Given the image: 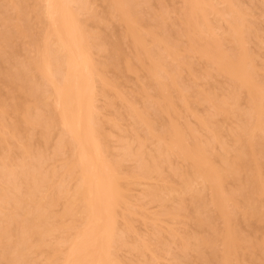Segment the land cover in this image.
<instances>
[{
	"label": "rangeland",
	"instance_id": "obj_1",
	"mask_svg": "<svg viewBox=\"0 0 264 264\" xmlns=\"http://www.w3.org/2000/svg\"><path fill=\"white\" fill-rule=\"evenodd\" d=\"M80 1L88 10L78 13V22L86 32L97 35L94 42L100 47V50L97 46L91 48L93 61L99 65L113 58L116 62L115 67L107 66L103 71L111 83L110 89L105 94H96L91 105L94 118L90 123L99 131L97 147L108 162L117 163L122 181V200L115 206L112 217L115 234L109 252L113 264H217L223 246L218 240L212 241L213 231L222 234L224 222L215 214L208 184L192 180L185 188L181 178L189 176L190 167L177 155L167 156L165 161L158 159L159 175L142 176L136 153L148 160L158 148L164 151L177 129L183 135L182 150L197 142L212 143L215 153L220 145L232 147V135L244 124L249 111L247 92L229 75L217 70L212 52L229 54L236 50L237 46L227 37L231 27L237 24L242 30L246 63L264 92V0H229L240 13V18L234 20L223 3L212 0L205 16L206 25L196 18H187L188 0H132L141 19L137 29L143 34V46L148 49L150 59L141 50L135 57L134 42L118 18L116 0ZM45 4V0H0V98L30 105L31 111L41 114L43 121L53 109L41 103L42 97L49 93L48 86L32 68L27 81L21 82L22 90L14 86L16 81L5 78V74L21 68L26 59L34 58L42 48L43 39L51 43ZM68 5L77 8L75 4ZM205 44L211 50L210 59L200 53V46ZM151 58L158 59L161 65L156 76L162 83L161 90L150 73ZM125 61L130 70L124 68ZM171 76L175 77L174 84L169 81ZM30 85L37 86L33 94L27 90ZM222 101L226 102L224 109L217 110L216 104ZM131 107L141 113L142 120L131 113ZM16 121L8 111L5 122ZM19 126L21 134L28 135L33 154L41 156L44 170L56 173L45 190L54 191L59 197L52 207L51 218L52 227L58 229L46 239L49 243L57 242L60 250L66 252L75 233L86 224L80 203L73 198L76 182L62 175L60 169L61 163L71 155V148L66 145L63 151L53 154L61 131L59 125L51 128L48 139L40 125ZM254 134L256 143L264 144V139L258 138L259 132ZM213 135L217 137L215 142ZM1 138L0 159L5 158L7 167L16 170L19 155L15 143ZM258 160L264 179V157ZM242 165L234 178L224 182L226 191L235 192V202L227 203V210L232 212L229 224L244 239V247L240 243L234 257L238 264H261L264 220L260 213L264 210V194L258 197L252 194L248 187L250 162ZM68 204L73 211L62 215ZM247 206L256 208L257 212L244 219L241 212ZM8 227L11 233L15 231L13 222ZM48 254L49 248L44 247L41 253L30 255L27 264H44ZM60 263L58 258L55 264ZM0 264H4L1 259Z\"/></svg>",
	"mask_w": 264,
	"mask_h": 264
},
{
	"label": "bare ground",
	"instance_id": "obj_2",
	"mask_svg": "<svg viewBox=\"0 0 264 264\" xmlns=\"http://www.w3.org/2000/svg\"><path fill=\"white\" fill-rule=\"evenodd\" d=\"M218 1L225 5L227 13L231 11L233 20L240 18L239 11L232 8L229 0ZM45 2L44 13L50 26L51 43L43 39L42 48L37 55L26 59L25 64L21 63V68L7 71L5 78L16 81L14 86L22 90L21 82L27 81L28 71L32 68L48 86L49 93L42 97L41 103L52 106V112L49 118L43 121L41 114L31 111L30 105L16 100L5 102L0 98V136L3 137L1 140L14 142L19 155L16 170L7 167L5 158L0 159V182L3 184L0 185V259L4 264H27L30 255L41 253L44 247H48L50 254L44 264H55L58 258H61L60 264H113L109 252L110 240L115 234L112 217L115 206L122 200V181L117 172V163L108 162L97 147L99 131L92 128L90 123L94 118L91 105L96 94H105L110 89L111 83L104 77L103 71L107 66L115 67L116 62L113 58L99 65L93 61L91 48L97 46L94 42L97 35L86 32L78 22V13L88 10L80 0ZM116 2L118 18L134 42L135 57L140 55L141 50L142 54L150 59L148 49L143 46V34L137 29L141 19L135 4L132 0ZM210 2L212 0H188L187 18H196L200 24L206 25L205 16ZM69 3L75 4L77 8H70ZM149 34L155 39L154 33ZM227 38L237 46V51L229 54L214 51L212 54L216 59L213 63L219 72L229 75L239 88L246 90L249 104L244 124L232 135V147L220 145V150L215 153L212 143L197 142L182 150L180 144L183 142V135L177 129L163 148L164 151L158 148L156 154L148 160L142 158L140 153H136V156L139 174L142 176L149 173L159 175L160 158L165 161L167 156L177 155L188 162L189 176H182L181 183L185 188L192 180L207 183L212 193L215 214L224 222L222 234L213 231L212 241L218 240L223 246L217 264H238L234 251L240 243L244 247V239L242 240L229 224L232 212L227 210V207L230 202H235V192L226 191L224 182L229 177L234 178L240 167L244 166L242 164L249 161L248 187L256 197L264 194V179L258 160L259 157H264V144L256 143L254 139L256 131L260 134L258 138L264 139V92L254 79L253 69L246 63L247 54L242 47L241 28L235 24ZM160 40L166 41L164 38ZM98 48L100 50V47ZM165 49L169 53V48L165 46ZM199 50L202 56L210 59L211 50L207 44L200 46ZM150 61L152 79L161 90L162 83L156 77L161 65L158 59L151 58ZM124 68L130 70L126 61ZM169 81L174 84L175 77L171 76ZM27 90L33 94L37 86L30 85ZM230 98L233 99L234 96ZM166 99L164 95V103ZM225 105L226 102L222 101L216 104L215 108L222 110ZM8 111L18 121L6 123ZM130 111L137 119L142 120L140 112L132 107ZM19 124L40 125L45 138L53 126L59 125L61 131L53 146V154L63 151L66 145L71 148V155L61 163L60 169L62 175L74 178L76 182L73 198L80 203V211L84 214L82 218H85L86 224L75 233V239L66 252L60 250L57 242L49 243L46 239L58 229L52 227L51 218L52 207L56 205L59 197L56 192L45 190L56 173L54 170H44L41 156L38 153L33 154L29 137L21 134ZM212 140L215 142L217 137L213 135ZM5 208L9 209L5 211ZM72 211L68 204L64 207L62 215ZM256 212V208L247 206L241 216L246 219ZM260 217L264 220V210L261 211ZM12 222L15 224L13 233L8 227ZM261 248L264 252V241ZM261 264H264V259Z\"/></svg>",
	"mask_w": 264,
	"mask_h": 264
}]
</instances>
